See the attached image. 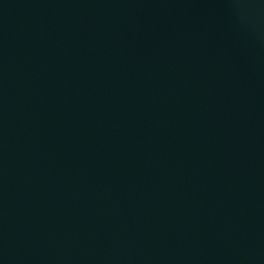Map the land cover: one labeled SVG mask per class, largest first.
<instances>
[{"label":"water","instance_id":"1","mask_svg":"<svg viewBox=\"0 0 264 264\" xmlns=\"http://www.w3.org/2000/svg\"><path fill=\"white\" fill-rule=\"evenodd\" d=\"M0 264H264V0H0Z\"/></svg>","mask_w":264,"mask_h":264}]
</instances>
